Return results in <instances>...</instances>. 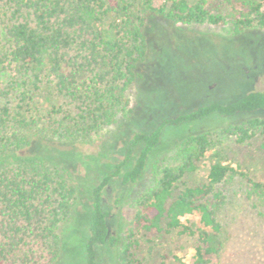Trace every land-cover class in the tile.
<instances>
[{
	"label": "trees",
	"instance_id": "obj_1",
	"mask_svg": "<svg viewBox=\"0 0 264 264\" xmlns=\"http://www.w3.org/2000/svg\"><path fill=\"white\" fill-rule=\"evenodd\" d=\"M3 0L5 42L0 44V71L12 75L0 86V264H58V228L71 213L77 188L72 176L52 161L37 142L80 145L132 113L130 95L147 55L149 19L170 24L228 26L234 36L264 29V0ZM224 9V10H220ZM18 87L19 106L6 101ZM42 95L49 108L41 117L21 112ZM27 102V103H26ZM264 90L228 103L212 102L166 118L154 129L126 139L123 159L91 190L88 235L83 246L86 264H96V247L116 252L117 264H140L132 252L138 231L181 229L186 215L197 217L193 264H207L222 247L217 212L224 203L220 185L226 165H210L201 185L177 194L178 181L196 170L211 146L210 134L193 125H218L220 132L244 143L264 135ZM188 130L173 154L154 161L150 185L135 201L121 239L109 234L102 193L114 179L136 183L154 156L164 131ZM190 130V131H189ZM47 143V145H46ZM137 154L134 157V152ZM247 197L264 211V184L250 182Z\"/></svg>",
	"mask_w": 264,
	"mask_h": 264
},
{
	"label": "rangeland",
	"instance_id": "obj_2",
	"mask_svg": "<svg viewBox=\"0 0 264 264\" xmlns=\"http://www.w3.org/2000/svg\"><path fill=\"white\" fill-rule=\"evenodd\" d=\"M0 0V44L5 42ZM160 2L156 0V5ZM210 0L212 11L218 7ZM224 10V9H220ZM147 55L141 65L142 78L131 92L132 113L105 128L87 143L64 145L37 142L49 158L64 168L77 188L76 200L68 218L58 228L61 254L58 264H86L82 252L88 235V205L91 190L102 177L113 171L123 159L128 136L154 129L164 119L187 113L212 102L228 103L245 94L264 90V29L246 30L234 36L228 26L180 25L152 16L146 30ZM12 75L0 71V86L6 87ZM20 89L15 87L6 101L11 110L19 106ZM36 103L20 105L21 112L42 117L49 104L42 95ZM27 103V102H26ZM264 118V111L253 115ZM218 125H193L190 129L210 134L211 146L196 163V170L177 183L175 194L185 187L205 182L211 164L220 162L237 174H229L220 185L224 203L217 212L222 231V247L207 264H264V211L256 200L247 197L250 182L264 184V135L237 143ZM190 131V130H189ZM188 130L163 132L158 149L142 177L134 184L122 185L114 179L102 193L107 212L109 234L121 239L134 212L136 199L150 185L151 164L173 154L175 146ZM47 145V143H46ZM137 150L134 152V157ZM181 222L193 234L181 229L138 231L132 250L140 264H193L197 244V217L186 215ZM96 264H117L116 252L98 246Z\"/></svg>",
	"mask_w": 264,
	"mask_h": 264
}]
</instances>
